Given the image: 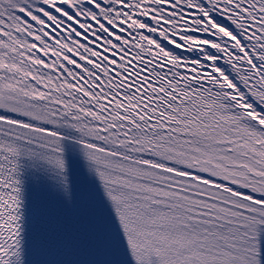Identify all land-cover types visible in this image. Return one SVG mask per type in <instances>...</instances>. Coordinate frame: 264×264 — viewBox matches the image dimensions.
Instances as JSON below:
<instances>
[{"label": "snow or ice", "instance_id": "snow-or-ice-1", "mask_svg": "<svg viewBox=\"0 0 264 264\" xmlns=\"http://www.w3.org/2000/svg\"><path fill=\"white\" fill-rule=\"evenodd\" d=\"M0 264H264V0H0Z\"/></svg>", "mask_w": 264, "mask_h": 264}]
</instances>
